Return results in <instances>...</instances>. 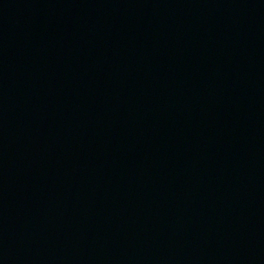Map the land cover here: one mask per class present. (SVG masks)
<instances>
[{
  "label": "water",
  "instance_id": "1",
  "mask_svg": "<svg viewBox=\"0 0 264 264\" xmlns=\"http://www.w3.org/2000/svg\"><path fill=\"white\" fill-rule=\"evenodd\" d=\"M0 264H264V0H0Z\"/></svg>",
  "mask_w": 264,
  "mask_h": 264
}]
</instances>
